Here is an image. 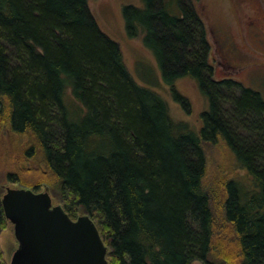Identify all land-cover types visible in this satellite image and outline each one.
Instances as JSON below:
<instances>
[{"label":"trees","instance_id":"obj_1","mask_svg":"<svg viewBox=\"0 0 264 264\" xmlns=\"http://www.w3.org/2000/svg\"><path fill=\"white\" fill-rule=\"evenodd\" d=\"M143 1L124 7L127 33L144 34L188 112L174 84L198 82L209 101L199 131L136 82L89 0H0V118L30 136L15 155L35 162L6 180L49 187L73 219L89 214L109 264H264V97L234 78H215L199 0ZM219 137L254 180L224 185L236 256L218 251L204 188L205 145ZM3 192L0 183V231L8 221ZM0 264H9L1 246Z\"/></svg>","mask_w":264,"mask_h":264},{"label":"rangeland","instance_id":"obj_2","mask_svg":"<svg viewBox=\"0 0 264 264\" xmlns=\"http://www.w3.org/2000/svg\"><path fill=\"white\" fill-rule=\"evenodd\" d=\"M127 5L142 8L145 3L143 0H89L90 9L101 29L120 44L126 66L136 82L160 94L167 102L170 114L175 120L186 121L191 128L199 131L202 126L200 114L209 109L208 98L201 92L195 79L183 77L177 80L174 86L177 91L188 97L191 103L190 111L175 99L172 85L163 79L155 53L144 43V34L140 32L136 37L128 35L123 14ZM198 5L208 25L212 44L210 59L214 66L215 78H234L259 91L264 97V0H199ZM252 22H255V29L250 24ZM222 34L226 36V47L221 42ZM229 49L232 52H229ZM69 101L82 108L73 98H69ZM8 108L7 105V114ZM0 119V183L4 194L9 187L31 185L29 182H8L6 177L10 170L22 171L25 166L33 167L35 162L15 155L29 146L30 136L13 133L9 129L8 120ZM205 150L207 166L204 188L211 198L215 217V242H221L219 247L217 246L221 253H218L224 255V252H230L236 256L237 241L232 235V224L225 216L224 185L227 180L237 178L249 187L254 180L237 161L222 137H219L216 143H207ZM24 175V180L31 181L30 174L25 172ZM45 190L52 195L54 204H62L49 187L40 188V191ZM79 214L82 215L83 212ZM0 246L7 262L10 263L18 248L14 225L10 221H7L6 227L0 231ZM192 264L204 263L195 260Z\"/></svg>","mask_w":264,"mask_h":264},{"label":"water","instance_id":"obj_3","mask_svg":"<svg viewBox=\"0 0 264 264\" xmlns=\"http://www.w3.org/2000/svg\"><path fill=\"white\" fill-rule=\"evenodd\" d=\"M2 204L18 240L9 264H109L108 246L91 216L71 218L48 190L9 187Z\"/></svg>","mask_w":264,"mask_h":264},{"label":"flooded vegetation","instance_id":"obj_4","mask_svg":"<svg viewBox=\"0 0 264 264\" xmlns=\"http://www.w3.org/2000/svg\"><path fill=\"white\" fill-rule=\"evenodd\" d=\"M253 21V20H252ZM251 24V26H253V28L255 29L256 27V25H255V22H252V23H250ZM254 24V25H253ZM262 31V30H261ZM226 36H223V34H222V36H221V42H222V44H224V46L226 47L227 45H226V38H225ZM229 52H232V50L231 49H229Z\"/></svg>","mask_w":264,"mask_h":264}]
</instances>
